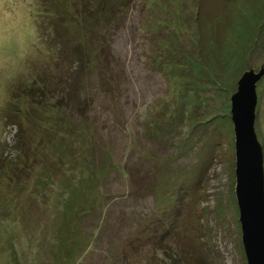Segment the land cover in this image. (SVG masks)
Here are the masks:
<instances>
[{
    "label": "rangeland",
    "instance_id": "1",
    "mask_svg": "<svg viewBox=\"0 0 264 264\" xmlns=\"http://www.w3.org/2000/svg\"><path fill=\"white\" fill-rule=\"evenodd\" d=\"M248 70L264 172V0H0V264H246Z\"/></svg>",
    "mask_w": 264,
    "mask_h": 264
},
{
    "label": "water",
    "instance_id": "2",
    "mask_svg": "<svg viewBox=\"0 0 264 264\" xmlns=\"http://www.w3.org/2000/svg\"><path fill=\"white\" fill-rule=\"evenodd\" d=\"M262 70L240 75L230 96L234 138V197L246 264H264V172L262 149L254 133L255 82Z\"/></svg>",
    "mask_w": 264,
    "mask_h": 264
},
{
    "label": "trees",
    "instance_id": "3",
    "mask_svg": "<svg viewBox=\"0 0 264 264\" xmlns=\"http://www.w3.org/2000/svg\"><path fill=\"white\" fill-rule=\"evenodd\" d=\"M80 58V57H79ZM81 59V58H80ZM80 59H78V61L80 60ZM80 63L82 64V61L80 60ZM35 92V87L34 86H29L28 88H27V93H28V95L31 97V99H34L35 101H36V98H35V95H33L32 93H34ZM12 124V123H11ZM165 232L166 231H164L163 233H160L159 234V237H156L155 238V244L158 246V247H160L161 249H163V251L164 252H167V248H165V246L163 245V243H162V241H164V237H165ZM167 249V250H166Z\"/></svg>",
    "mask_w": 264,
    "mask_h": 264
}]
</instances>
